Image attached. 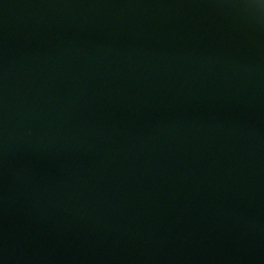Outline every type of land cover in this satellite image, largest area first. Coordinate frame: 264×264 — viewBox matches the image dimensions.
Masks as SVG:
<instances>
[{"label": "water", "instance_id": "water-1", "mask_svg": "<svg viewBox=\"0 0 264 264\" xmlns=\"http://www.w3.org/2000/svg\"><path fill=\"white\" fill-rule=\"evenodd\" d=\"M0 264H264V0H0Z\"/></svg>", "mask_w": 264, "mask_h": 264}]
</instances>
